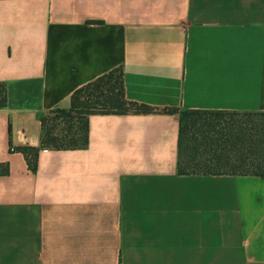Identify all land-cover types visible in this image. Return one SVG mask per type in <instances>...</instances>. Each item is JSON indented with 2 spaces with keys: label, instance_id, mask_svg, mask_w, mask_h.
Wrapping results in <instances>:
<instances>
[{
  "label": "crops",
  "instance_id": "obj_1",
  "mask_svg": "<svg viewBox=\"0 0 264 264\" xmlns=\"http://www.w3.org/2000/svg\"><path fill=\"white\" fill-rule=\"evenodd\" d=\"M122 66L130 100L264 111V0H0V264H264V177L179 174V115L41 116Z\"/></svg>",
  "mask_w": 264,
  "mask_h": 264
},
{
  "label": "trees",
  "instance_id": "obj_2",
  "mask_svg": "<svg viewBox=\"0 0 264 264\" xmlns=\"http://www.w3.org/2000/svg\"><path fill=\"white\" fill-rule=\"evenodd\" d=\"M7 87L0 83V105ZM168 113L179 115L177 171L179 174H230L264 177V111L157 107L130 100L122 66L77 88L68 108L41 116V146L21 147L36 171L41 148L78 149L89 143V120L94 114ZM9 165L0 164V173Z\"/></svg>",
  "mask_w": 264,
  "mask_h": 264
}]
</instances>
